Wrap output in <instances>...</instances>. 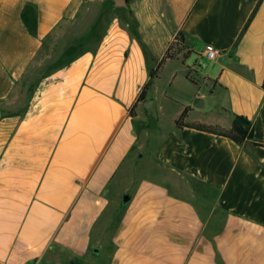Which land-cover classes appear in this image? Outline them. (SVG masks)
Listing matches in <instances>:
<instances>
[{"label":"crops","instance_id":"1","mask_svg":"<svg viewBox=\"0 0 264 264\" xmlns=\"http://www.w3.org/2000/svg\"><path fill=\"white\" fill-rule=\"evenodd\" d=\"M84 1L0 0V264H264V146L176 125L264 144V0H128L35 74Z\"/></svg>","mask_w":264,"mask_h":264},{"label":"rangeland","instance_id":"2","mask_svg":"<svg viewBox=\"0 0 264 264\" xmlns=\"http://www.w3.org/2000/svg\"><path fill=\"white\" fill-rule=\"evenodd\" d=\"M137 4L138 5L133 8V12L140 14V2L138 1ZM125 14V8H115L111 0H85L77 20L61 27L57 31L55 36L56 42L54 43L52 49H47L38 55L32 64V71H35V74L39 75L45 72L49 67L55 66L57 63L63 61L62 57L64 56V53L69 48L76 47L80 43L79 41L82 37L91 31L98 21H100L102 26L101 30H103L109 21L115 16H119L124 21ZM176 38L178 37L175 36L174 41L171 44V53L185 61L188 59L190 52L185 46H183L182 43L180 44ZM194 60L195 57L193 58V61ZM160 70L158 71L156 77L158 76ZM195 72V70L190 69L188 73L192 79L197 80Z\"/></svg>","mask_w":264,"mask_h":264},{"label":"trees","instance_id":"3","mask_svg":"<svg viewBox=\"0 0 264 264\" xmlns=\"http://www.w3.org/2000/svg\"><path fill=\"white\" fill-rule=\"evenodd\" d=\"M262 0L259 1L258 5L256 6L254 13L256 12L260 2ZM250 22V21H249ZM249 22L245 25L242 33L247 29ZM241 33V34H242ZM176 40H178L181 42V37H180V33H178L176 35ZM172 50V45H170V47L167 49L165 55L163 56V58L161 59L160 63L158 64L157 68L151 73V77H155L158 73V71L162 68L163 64L168 61V60H173L176 56L174 54L171 53ZM187 80H189L191 83L196 84L195 80L192 79L189 76V73L186 75ZM145 99V88L142 91V93L139 96V101H143ZM188 112V108H185L183 113L181 114V116L178 118V120L176 121V125L178 127H183V126H190L193 129H196L198 131H203L206 133H210V134H217V135H221L224 137L229 138L230 140H232L233 142L237 143V144H241L243 142H251L252 144L258 145V146H264V144L262 143H257L253 140V123L249 120H247L244 117L241 116H235L233 118L232 124L228 129H223L220 127H216V126H208V125H203V124H187L185 122V118Z\"/></svg>","mask_w":264,"mask_h":264},{"label":"water","instance_id":"4","mask_svg":"<svg viewBox=\"0 0 264 264\" xmlns=\"http://www.w3.org/2000/svg\"><path fill=\"white\" fill-rule=\"evenodd\" d=\"M113 5L117 9L126 8L128 4V0H111ZM144 106L151 112L152 118L156 119V108L155 102L153 100L144 101ZM129 201V197L127 195H123L122 204L125 205Z\"/></svg>","mask_w":264,"mask_h":264},{"label":"built area","instance_id":"5","mask_svg":"<svg viewBox=\"0 0 264 264\" xmlns=\"http://www.w3.org/2000/svg\"><path fill=\"white\" fill-rule=\"evenodd\" d=\"M204 53H205V56L208 58V59H214L217 55V52L215 49H213L212 47L210 46H207L204 50Z\"/></svg>","mask_w":264,"mask_h":264}]
</instances>
